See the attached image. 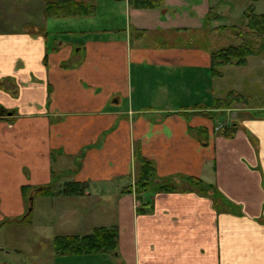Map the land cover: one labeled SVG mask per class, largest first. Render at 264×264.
Masks as SVG:
<instances>
[{"label": "crops", "instance_id": "1", "mask_svg": "<svg viewBox=\"0 0 264 264\" xmlns=\"http://www.w3.org/2000/svg\"><path fill=\"white\" fill-rule=\"evenodd\" d=\"M47 1L0 0V230L28 214L24 187L53 185L54 197H33L52 211L30 226L46 224L54 264H264V115L228 102L247 85L264 90V76L246 73L264 61L212 74L215 43H238L212 30L224 25L222 0H107L122 7V27L79 30L101 0H64L89 7L85 16L48 15ZM212 7L221 18L206 27ZM16 20L27 28L4 27ZM137 151L157 174L148 213L133 191ZM68 184L83 193L65 194ZM98 228L118 230L115 253H56V237Z\"/></svg>", "mask_w": 264, "mask_h": 264}, {"label": "trees", "instance_id": "2", "mask_svg": "<svg viewBox=\"0 0 264 264\" xmlns=\"http://www.w3.org/2000/svg\"><path fill=\"white\" fill-rule=\"evenodd\" d=\"M125 1V0H119ZM251 3L261 2L264 0H249ZM129 5L135 9H154L162 7L164 0H128ZM220 6H223V2H219ZM58 11L61 15H89L92 10L82 3L69 2L64 0H52L46 3V12L48 15ZM254 5H251L247 11L244 12L243 25L245 31H236L234 26H220L212 28L213 31L228 32L237 40L236 45H230L223 47L219 50L212 52V67L211 71L213 75H219L218 68L224 66H238L242 67L247 64L249 57H259L262 55V49H264V43L262 47L257 48L256 42H264V14H256ZM221 18L213 7L210 10L209 15L205 19L206 27L211 26L212 22ZM244 97L240 96L236 92H231L229 101L234 102L236 99L243 100ZM244 102V101H243ZM4 112V111H3ZM234 133L235 129L232 128ZM229 132V130H228ZM226 132V133H228ZM230 136V135H228ZM135 161L137 166L135 175V193L137 200L141 204L139 209L140 213H148L152 209L150 207L152 195V189L155 187L154 183L157 180V174L155 170V164L152 160L145 158L139 151L135 153ZM192 183L199 186L202 191L213 190L211 185L206 184L201 179H192ZM68 189L64 190L67 195H76L83 193V187L81 185L68 184ZM175 189L170 186H165L158 189L160 192H173ZM24 194L28 198L29 208L31 207L30 199L35 197V194H40L44 198L54 197L56 195L53 185L39 187L36 189H30L24 187ZM215 193V192H214ZM150 207V209H149ZM28 208V210H29ZM33 212V210H32ZM21 217L20 219L13 220L11 222H26L31 213ZM118 246V230L116 228H98L93 231L92 234L84 236H58L53 241V247L58 255L62 256H87L96 255L101 253H115Z\"/></svg>", "mask_w": 264, "mask_h": 264}, {"label": "rangeland", "instance_id": "3", "mask_svg": "<svg viewBox=\"0 0 264 264\" xmlns=\"http://www.w3.org/2000/svg\"><path fill=\"white\" fill-rule=\"evenodd\" d=\"M107 0H101L98 4V9H95L94 15L89 16L88 18H82L83 22L80 21L78 25H76V29H85L86 27H93L97 24L106 25V24H115L116 27L121 28L123 25V17L124 12L121 6H117L116 4L107 3ZM225 1V2H224ZM223 7H221L220 11L226 15V18L223 19V26H234L236 27V31L239 32L245 31V26L243 25L244 12L249 9L251 5L255 6L256 14H264V1L251 3L249 0H222ZM8 4H12L11 2H7ZM6 3L4 2V5ZM7 7V4H6ZM31 17L33 15H30ZM22 18L24 20L29 19L30 17L27 15V12L23 14ZM17 21V20H16ZM79 21V20H78ZM78 21H76L78 23ZM66 22V21H64ZM63 22V23H64ZM75 22V23H76ZM69 23V22H68ZM96 23V25H94ZM93 24V26H91ZM69 25V24H67ZM4 27L6 29H18L24 31L27 28V23L18 21L14 24L5 23ZM153 37V34L151 35ZM149 41L152 39L147 38ZM233 41V40H232ZM263 41L256 42V47L260 49L262 47ZM150 45V43H148ZM217 50L223 48V45L215 43ZM262 57L264 58V49H262ZM253 61H257L258 63L264 61V59L255 57ZM218 71L221 72V69ZM248 75V81L255 78L259 80L264 76V70L260 68L254 69L253 67L248 68L246 71ZM231 75V74H230ZM258 77V78H257ZM224 85H226L225 92H230L234 90L236 86L234 83L233 76H229L228 74L223 79ZM263 85L258 86L255 84L247 85V87L240 93L239 95L244 97V103L249 105V108L253 109L252 113L256 115H264V112L257 111V109L264 107V90L261 88ZM153 94V92H149L148 96ZM230 97V96H229ZM228 97V102L229 101ZM146 98V97H145ZM146 103H150L151 99H145ZM226 116V117H225ZM224 116L225 119L230 116V114H226ZM58 166H56V169ZM50 200H45L42 197L35 198L33 216H31L26 222L18 223L16 222L13 225L4 227L0 230V261L5 264H54V259H51L52 250L50 245H44L43 238L49 236L50 231L46 228V224H41L39 226H30L34 217H37L36 213H46L49 210L52 211V208L45 207L46 204L50 203ZM42 204H45L42 209ZM54 241V240H53ZM36 249V250H35Z\"/></svg>", "mask_w": 264, "mask_h": 264}, {"label": "flooded vegetation", "instance_id": "4", "mask_svg": "<svg viewBox=\"0 0 264 264\" xmlns=\"http://www.w3.org/2000/svg\"><path fill=\"white\" fill-rule=\"evenodd\" d=\"M222 33L227 34L229 37H233V36H232L231 34H229L228 32H222ZM234 39H235L234 41L236 42V41H237L236 38H234ZM231 45H236V44H231ZM228 46H230V45H228ZM0 115H1V116H5V114H2L1 112H0ZM9 115H12V114H9Z\"/></svg>", "mask_w": 264, "mask_h": 264}, {"label": "water", "instance_id": "5", "mask_svg": "<svg viewBox=\"0 0 264 264\" xmlns=\"http://www.w3.org/2000/svg\"><path fill=\"white\" fill-rule=\"evenodd\" d=\"M30 202H31V207L29 208L28 212H32L33 210V197L30 199Z\"/></svg>", "mask_w": 264, "mask_h": 264}, {"label": "built area", "instance_id": "6", "mask_svg": "<svg viewBox=\"0 0 264 264\" xmlns=\"http://www.w3.org/2000/svg\"><path fill=\"white\" fill-rule=\"evenodd\" d=\"M133 190L135 191V183H134V186H133Z\"/></svg>", "mask_w": 264, "mask_h": 264}]
</instances>
